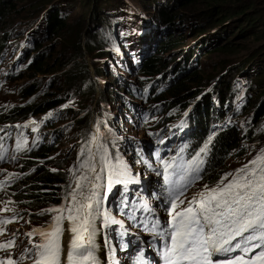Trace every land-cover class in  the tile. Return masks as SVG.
<instances>
[{"label":"trees","instance_id":"trees-1","mask_svg":"<svg viewBox=\"0 0 264 264\" xmlns=\"http://www.w3.org/2000/svg\"><path fill=\"white\" fill-rule=\"evenodd\" d=\"M55 1L40 7V12ZM106 1L108 0L104 3ZM56 3L53 10L47 11L46 16L37 21H43L41 26L45 28L36 32V42L27 43L25 54L28 55L31 50L37 49L38 52L42 49L40 38L63 37L62 48L65 49L61 52L58 66L62 75L50 79L46 84H42L40 80L32 82L30 87H25L24 94L28 95V98L36 95L35 99L25 106L15 107L10 115L0 111V129L8 128L11 134L15 131L14 125L21 118L53 111L56 114L48 121L47 127L43 122V132H50V137L46 140L44 138L42 145L40 141H35L28 148L30 151L22 152L23 160L15 170L19 174L16 181L19 186L15 185L0 195L2 201L11 200L14 206H18L17 221L29 219L35 228L48 227L54 213H38L64 203L63 197L70 183L68 172L63 165L52 159L55 152L52 145L63 131L55 129L53 125L60 117V108L70 100L65 99L70 94L79 97L80 110L73 114V119L78 130L85 131V134L90 132V127L96 119L94 107L102 109L107 103L104 96H100V101L97 102L99 90L96 81L108 75L96 68L95 79L89 68L88 58H94L97 65L96 61L112 60L115 47L122 48L115 19L110 14L105 17L101 15L100 8L104 3L97 4L94 1L92 10L89 9L92 16L102 20L97 23L98 26L89 29L85 41L82 40L85 26L81 25L84 20L77 21L80 26L76 29L71 28ZM137 5L156 8L154 19L158 32L156 44L138 68L137 75L140 78L137 87L128 86L129 92L132 93H129V97L142 99L147 103L145 108H142L131 102L133 105L130 112L132 111L131 114L137 119L134 125L140 128L142 126L143 130H150L149 132H156L172 123L183 121L188 132L183 141V147L187 146L183 151L185 155L198 152L209 137H212L207 154L202 155L206 158L204 172L201 174L203 178L197 183L213 186L227 171L229 160L246 154L256 155L260 152L257 150L264 149V0H137ZM21 9L24 7H17L11 0H0V24L3 22L7 25ZM146 12L147 15H152L151 9ZM184 13H190L187 23ZM187 26H191L193 38L205 39L189 49L182 59L172 60L165 57L185 47L183 36H177V30ZM99 27L102 31H99ZM0 32L4 33L0 35L2 55L7 45L4 38L10 33ZM243 51L246 54L243 61L234 68L236 72L228 71L227 66H222L216 71L214 65L215 69L205 75L198 69L201 55H236ZM39 54L42 56V53ZM41 56L32 58L29 66L31 73L35 77L55 73L58 67ZM246 69H251V72L249 76L244 77L247 75L243 74ZM15 77L16 74H13L10 78ZM20 77L16 80H21ZM113 80L115 81V78ZM242 87H245V99L239 118L237 98ZM167 91L168 95L160 99ZM105 92L106 97H109V92ZM122 92L112 91L117 94L118 101L124 98ZM159 105L165 109V117L156 120ZM232 113L237 122L228 125V118ZM150 121L155 122L147 125ZM109 132L102 128L98 142L105 144ZM45 141L50 145H45ZM82 141L87 142V138L83 137ZM131 149L135 151L136 147L132 146ZM39 151L41 152L38 153ZM83 159L84 157L80 156V161ZM109 201H113L112 194H109ZM112 214L117 219L115 203H112Z\"/></svg>","mask_w":264,"mask_h":264},{"label":"snow or ice","instance_id":"snow-or-ice-1","mask_svg":"<svg viewBox=\"0 0 264 264\" xmlns=\"http://www.w3.org/2000/svg\"><path fill=\"white\" fill-rule=\"evenodd\" d=\"M182 126L183 122L179 127ZM98 141L99 136L94 135L90 144L95 145V151L91 146L82 150L80 155L84 159L75 169H69L70 183L64 203L38 213H54L48 227L33 228L25 233L28 246L18 254H15L17 233L7 234V225L17 222L18 215L14 208L8 207L11 200L0 201L3 205L0 213H12L10 217L0 215V237H6L0 239V264H24L25 261L31 264H120L116 250L117 246L121 250L128 248L124 240L127 229L123 221L112 214V203L120 214L136 222L159 242L157 251L162 264H264V149L241 168L225 173L215 185L205 184L191 199L186 193L203 178L202 155L207 154L212 137L189 160L179 154L162 158L158 149V165L152 170L163 181L159 194H154L166 213L167 219L162 221L147 201H133L132 211H124L129 206L128 185L138 184L139 180L132 176L118 155L113 163L107 145ZM27 143L26 138L18 136L14 151H30ZM184 147L179 153H183ZM6 156L7 149L0 144V161ZM10 158L15 160L16 156ZM144 163L152 168V164ZM17 179L19 174L6 172L5 178L0 180V191L6 192ZM118 185L122 188L117 202L113 189ZM109 194L113 195L112 202ZM138 210L146 214L140 220L135 214ZM65 221L71 234L67 245L63 243ZM36 236L40 238L38 241ZM98 237L102 238V243L98 242ZM101 252L106 258L103 261ZM134 260L135 264H147L143 249Z\"/></svg>","mask_w":264,"mask_h":264},{"label":"rangeland","instance_id":"rangeland-1","mask_svg":"<svg viewBox=\"0 0 264 264\" xmlns=\"http://www.w3.org/2000/svg\"><path fill=\"white\" fill-rule=\"evenodd\" d=\"M52 1L54 0H11L14 5L17 7H24V9L18 10V15H15L7 25H4L5 23L3 22L0 24V31H7L10 33L8 37L4 38V43H7V45H5L3 54L0 55V111L7 115H10L11 111L15 107L25 106L28 102H31L35 99V97H37L36 95H33L28 98V95L24 94L25 87H30V84L37 80H40L42 84H46L50 81V79L57 78L62 75L58 66L62 57L61 52L65 49L62 48L64 42L63 37L47 36L40 38L39 40L41 42L42 49L38 52L37 49L36 51L31 50L28 55L25 54L27 43L29 41L36 42L38 40L36 32L38 30H44L45 28V26H41L43 21H39L38 23L37 21L39 18L42 20V18L46 16L47 11L51 9L53 10L56 7L54 4L58 0H56L54 4L52 3L48 5L47 9L42 12H40V7H43ZM94 1L97 4H103L105 0H93V2L92 0H60L56 3L59 4V8L63 11V18L66 20L67 24L71 26V28L76 29L80 26L77 21H81V19L84 20V22L81 23L82 26H85L84 33L82 34L83 41L86 40L89 29H93L98 26L97 23L102 20L101 18L98 19L90 14L91 12L89 9L92 10ZM100 9L101 15L105 17L107 14H110V16L115 19L116 30L118 31L122 47L121 49H117L116 47L113 49L112 60L109 59L103 62L96 61L97 65H95L94 58H88L89 68L95 79L96 68H100L103 73L108 75V77H100L96 81L99 90V95L97 93V102L100 101V96H104L105 99H107V103L102 106V109H98L97 106L94 107L96 111V119L94 124L90 127L91 131L85 134V131H81V129L78 130V126L75 125L76 121L73 119V114L80 110L78 105L80 98L74 94H70L65 98L70 100H68L60 108V117H58L53 123L55 129H63V131L59 139L54 141V144L52 145V148H55L52 159L63 165L65 171L68 172V178L70 179L69 169L76 168L78 162L80 161V153L82 150L91 146L93 151H95V145L90 144V141L94 135H100L102 128H106V130H109L110 132L106 136L105 145H107L108 151L113 157V163L116 162L115 157L118 155L121 161L130 169L133 177L146 180L147 175L143 166H141L138 159L135 158L134 153L132 155L130 154L133 152L131 151V147L136 145H146L149 142L153 143L155 139H158L157 137L161 139L164 136H175V132H177V136L173 138L177 139L174 143L166 142L167 139L164 138L161 139L164 143H159V141L156 143L163 146L167 145L166 147L173 146V150H175L180 146L182 139L187 135V129L185 128V123L183 121H181L183 122L182 127H179L181 122H175L165 126L163 129L157 130L156 132L143 130L142 126L140 128L137 125H134L137 119L131 114L132 111L130 112L133 105L131 104L132 101L142 108H145L147 105V103L142 101V99L129 97L128 95L131 92H129L128 86L131 85L133 87H137L140 78V76L137 75L138 68L142 65L146 54L150 53L153 46L156 44L158 32L157 27H155L154 19L156 8H144L141 5H137V0H108ZM150 9L152 15H147L146 10ZM85 13H87V15H85ZM183 15L184 20L187 23V18L190 13H184ZM32 25L33 28H31ZM99 29V31H102L101 27H99ZM0 35H4V33L0 32ZM177 36H183V40L186 45L184 48L165 56L172 58V60L176 58L182 59L187 54L189 49L205 39L204 37L199 39L193 38L191 34V26L179 28V30H177ZM21 44L23 45L21 46ZM39 53H42V56ZM245 54L246 53L243 51L237 53L236 55H228L225 53H214L210 56L201 55V63L199 64L198 69L205 75L212 72L215 68L216 71H218L222 66H227V70L230 72H236L234 68L241 61H243ZM37 55L38 57L41 56L42 59H46L48 62L51 61L55 64V66L58 67L55 73L38 75L35 77L31 73L29 66L32 63L33 57L37 59ZM214 65L216 66L215 68H213ZM250 72L251 69H246L243 74L247 75L244 77L249 76ZM13 74H16V77L12 79L10 77H12ZM19 77L21 80L17 81L16 79ZM114 78L115 81L113 80ZM244 88L245 87H242V91L237 98V117L241 115V107L243 106V100L245 99ZM166 89L167 87L164 90ZM105 90L107 93L109 92V97H106L107 94ZM117 90L123 91L122 97L124 98L120 101H118V97H116L117 94L112 93V91ZM163 95H161L163 97L158 96V98L161 97L160 99H163L166 97L168 95V91ZM150 101L151 100H149V102ZM49 114H51V116H49ZM55 115V111H53L47 114L31 115L29 118L19 119V122L16 125H27V127H16L13 137L15 140L21 135L26 138L28 142L27 148L31 147L35 141H40V145H42L43 139L45 138L46 140L50 137V132H44L43 134V122H45V127H47L48 121ZM164 117L165 109L162 108V105H159L156 120L164 119ZM228 119H230L228 125L237 122L233 113ZM153 122L150 121L147 125H151ZM33 129H35V131ZM97 129H99V133L97 132ZM83 137L87 138V142L82 141ZM113 142L115 146H113ZM48 144L49 142L45 141V145ZM258 151L260 150H257V152ZM258 154H246L242 155L240 158L229 160L227 165L228 169L225 173L234 172L236 169L241 168L243 165L254 159ZM17 163L18 161L7 165L11 167L13 166L12 169L16 170V167L14 168V166ZM7 169L9 170L8 166ZM203 187L204 185L199 183L191 189V193L195 195L203 189ZM189 198L191 199L192 197ZM0 207H2V204H0ZM68 227L69 224L65 221L63 243L65 242V237L68 233ZM33 228L35 227L32 222L29 223V219H24L20 222H13L12 224L7 225V234L9 236L12 233H17L18 239L16 240V245L18 247L15 254H18L19 251H22L26 246H28V237L24 234L31 231ZM4 238L6 237H3L2 239ZM35 239L38 241L40 238L39 236H36ZM157 243L159 247V242L157 241ZM105 259L106 258L103 254L102 261ZM24 264H31V261H25Z\"/></svg>","mask_w":264,"mask_h":264},{"label":"bare ground","instance_id":"bare-ground-1","mask_svg":"<svg viewBox=\"0 0 264 264\" xmlns=\"http://www.w3.org/2000/svg\"><path fill=\"white\" fill-rule=\"evenodd\" d=\"M114 62H115V61H114ZM127 68H128V67H127ZM128 70H129V69H128ZM154 129H155V128H154ZM155 130H156V129H155ZM177 130H178V129H177ZM175 131H176V130H175ZM173 133H174V132H173ZM43 134H44V132H43ZM45 135H46V134H45ZM169 135H170V134H169ZM169 135H168V136H169ZM157 138L159 139V137H157ZM38 139H39V138H38ZM99 141H100V140H99ZM166 142H169V141L166 140ZM167 144H168V143H167ZM49 145H50V144H49ZM164 145H165V144H164ZM166 146H167V145H166ZM22 185H23V184H22ZM19 205H20V204H19ZM70 239H71V234L68 232L67 235H66V237H65V242H64L65 245H67V243H68V241H69ZM100 239L102 240V238H99V237H98V242L102 243V241H101ZM63 241H64V240H63ZM103 254H104L103 252L100 253L101 260H102V258H103ZM104 257H105V256H104Z\"/></svg>","mask_w":264,"mask_h":264}]
</instances>
